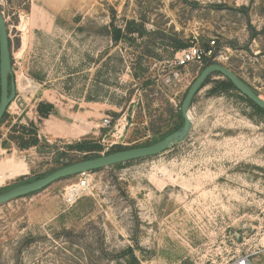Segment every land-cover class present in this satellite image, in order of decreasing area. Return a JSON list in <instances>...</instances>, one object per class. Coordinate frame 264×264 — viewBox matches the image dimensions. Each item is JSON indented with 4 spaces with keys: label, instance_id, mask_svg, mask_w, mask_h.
<instances>
[{
    "label": "rangeland",
    "instance_id": "1",
    "mask_svg": "<svg viewBox=\"0 0 264 264\" xmlns=\"http://www.w3.org/2000/svg\"><path fill=\"white\" fill-rule=\"evenodd\" d=\"M0 12L17 89L0 123V194L175 132L208 65L264 99V0H0ZM211 40L215 62L175 66L177 46ZM21 78L37 91L25 97ZM222 79L194 96L182 143L1 205L0 264H231L256 250L264 264V117L235 92L211 94ZM32 131L37 145L19 149Z\"/></svg>",
    "mask_w": 264,
    "mask_h": 264
},
{
    "label": "water",
    "instance_id": "2",
    "mask_svg": "<svg viewBox=\"0 0 264 264\" xmlns=\"http://www.w3.org/2000/svg\"><path fill=\"white\" fill-rule=\"evenodd\" d=\"M8 39L5 19L0 12V122L9 105L15 100L17 90L11 69V54ZM213 74L221 75L222 78L230 81L241 96L245 97L259 109L264 111V99L256 95L251 88L239 79L230 69L219 64L208 65L190 85L182 100L180 113L183 119V124L181 128L171 133L163 140L150 146L132 148L93 159L83 160L75 164L67 165L64 168L36 181L15 187L0 194V206L12 200L35 194L61 179L151 158L167 151L174 145L182 143L187 139L192 128V122L189 117L192 100L205 81Z\"/></svg>",
    "mask_w": 264,
    "mask_h": 264
},
{
    "label": "built area",
    "instance_id": "3",
    "mask_svg": "<svg viewBox=\"0 0 264 264\" xmlns=\"http://www.w3.org/2000/svg\"><path fill=\"white\" fill-rule=\"evenodd\" d=\"M260 44L264 47V27L261 30V34L258 37ZM196 40V39H194ZM216 42L211 40L208 43H198L196 41L189 47L178 51L175 54L174 64L177 67H186L191 64L203 66L216 60ZM110 125L107 119H103L102 126L108 127ZM85 175V174H82ZM85 183H80L79 186L70 190L68 198H74L78 195L81 189L85 188ZM260 253V250L252 251L250 253H241L233 257L231 264H252L251 258Z\"/></svg>",
    "mask_w": 264,
    "mask_h": 264
},
{
    "label": "trees",
    "instance_id": "4",
    "mask_svg": "<svg viewBox=\"0 0 264 264\" xmlns=\"http://www.w3.org/2000/svg\"><path fill=\"white\" fill-rule=\"evenodd\" d=\"M127 32H129V33H133L134 31H132L131 29H129V30H127ZM114 33H115V36H114V40L115 41H117L118 39H119V36H120V29H114ZM8 43H9V50H10V42H9V39H8ZM190 45L189 44H183V45H179V46H177L176 48H175V51H177V50H182V49H185V48H187V47H189ZM217 76H219V77H222L221 75H218L217 74ZM211 77V76H210ZM210 77L205 81V83L203 84V86L201 87V89L208 83V81L210 80ZM200 89V90H201ZM199 90V91H200ZM251 90L256 94V95H258L252 88H251ZM198 91V92H199ZM211 94H219L220 92H235L236 94H238L237 96H239L240 97V99L242 100V101H244L250 108H252L253 110H254V112L256 113V114H258V115H261V116H263L264 117V111H262L261 109H259L257 106H255L251 101H249L248 99H246L245 97H243V96H241L238 92H237V90L234 88V86L231 84V82L230 81H228V80H226V79H222V80H220V81H215V83H214V87H212L211 89H210V91H209ZM192 102H193V100H192ZM192 104V103H191ZM180 106H181V104L179 105V109H178V112H177V120H178V122H179V124H178V129L182 126V124H183V119H182V116H181V113H180ZM4 116H5V114H4ZM4 116H3V118H4ZM3 118H2V120H3ZM1 120V121H2ZM1 123V122H0ZM24 131V130H23ZM25 132V131H24ZM29 133V132H28ZM27 134V132H25V135ZM30 134L31 135H28V136H32V137H30V139H27V140H25L24 139V133L22 132V133H18V135L16 136V137H14L15 138V140H17V142H18V147H19V149H22V150H25V149H28V148H30V147H34V146H36L37 145V143H38V140H37V135H36V133H35V131H32V132H30ZM167 137V136H166ZM164 138H161L159 141H161V140H163ZM158 141V142H159ZM156 143V142H155ZM154 144V143H153ZM150 145H152V144H150ZM150 145H143V146H140V147H146V146H150ZM72 148H75V147H72ZM77 149H78V151L79 152H82V146H77L76 147ZM96 148H98V147H96ZM135 148H139V147H135ZM88 151H85L84 153H91V152H93V153H97L98 152V150H91V148H89V149H87ZM123 150H127V149H119V150H117L116 152H119V151H123ZM111 153H114V152H111ZM111 153H108V154H111ZM107 155V154H106ZM100 155H98V154H95L94 156H92V157H85L83 160H88V159H93V158H97V157H99ZM126 164H128V163H126ZM123 164H121V165H116V166H114V167H120V166H122ZM133 262H135L134 261V259H133Z\"/></svg>",
    "mask_w": 264,
    "mask_h": 264
},
{
    "label": "bare ground",
    "instance_id": "5",
    "mask_svg": "<svg viewBox=\"0 0 264 264\" xmlns=\"http://www.w3.org/2000/svg\"><path fill=\"white\" fill-rule=\"evenodd\" d=\"M22 80L18 81L17 84V88L21 91V93L26 97V95L28 94H34L37 89L38 86L36 84H33L31 81L29 80H23V78H21Z\"/></svg>",
    "mask_w": 264,
    "mask_h": 264
}]
</instances>
